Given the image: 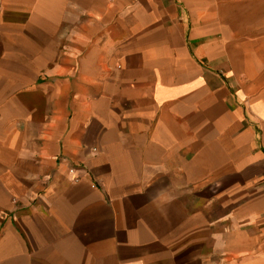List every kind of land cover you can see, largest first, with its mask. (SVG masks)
I'll return each mask as SVG.
<instances>
[{
	"label": "crops",
	"instance_id": "0c3cea01",
	"mask_svg": "<svg viewBox=\"0 0 264 264\" xmlns=\"http://www.w3.org/2000/svg\"><path fill=\"white\" fill-rule=\"evenodd\" d=\"M0 264H264V0H0Z\"/></svg>",
	"mask_w": 264,
	"mask_h": 264
}]
</instances>
